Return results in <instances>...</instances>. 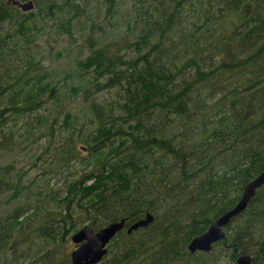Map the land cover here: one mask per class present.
Returning <instances> with one entry per match:
<instances>
[{
    "label": "trees",
    "instance_id": "obj_1",
    "mask_svg": "<svg viewBox=\"0 0 264 264\" xmlns=\"http://www.w3.org/2000/svg\"><path fill=\"white\" fill-rule=\"evenodd\" d=\"M4 1L0 151L13 152L35 128L43 135L45 124L52 133L57 122V115L37 114L60 102L58 80L39 58L42 37L51 46L49 39L72 35L79 23L87 53L74 61L78 85L69 95L88 99L113 89L115 99L89 100L85 168L13 210L11 223L0 226V253L21 246L16 238L27 226L15 221L24 213L23 219L45 218L31 229L39 258L71 264L55 247L71 233L120 218L126 227L149 212L153 220L129 234L118 231L97 264H229L240 254L264 264V184L209 251L186 250L264 170V0H102L104 17L123 15V33L118 19L108 29L95 21L101 8L92 0H31L28 12ZM22 175L13 163L0 165V204L34 197Z\"/></svg>",
    "mask_w": 264,
    "mask_h": 264
},
{
    "label": "rangeland",
    "instance_id": "obj_2",
    "mask_svg": "<svg viewBox=\"0 0 264 264\" xmlns=\"http://www.w3.org/2000/svg\"><path fill=\"white\" fill-rule=\"evenodd\" d=\"M122 1L123 0H114V2ZM92 4L101 8V14L98 16V19L95 20L96 22L102 23L105 29H108V26L114 24L118 19L119 31L121 33L124 32L126 28L122 23L123 15L121 17L119 13H116L112 16L108 15L104 17V4L102 0H92ZM124 7V5H119L117 8L121 12L124 11ZM80 21L86 25L88 24L85 18ZM79 26V23L74 25L72 35L70 36L63 34L58 38H54V40L49 39L51 46H46L41 43L44 37L38 41V43H40L39 58L43 57L41 63L44 64L51 76L55 80H58L56 85L60 88V102H58L57 105L48 103L47 107L44 110L41 109L37 114L41 117L47 116L48 119L53 116L56 117L57 115V122L52 128V133H49L50 131L47 130L48 126L45 124V128H41L43 135L35 128L29 138L25 142L19 143L13 152L6 153L5 151H0V165L13 163L16 171L18 169L21 170L23 173L21 177L22 183H29V188L33 191L32 195L34 196L27 200L25 196H20L9 202L3 199L0 204V226H3L7 221L11 223L9 218L16 207H25V204H33L38 199L42 198L47 191L44 190L47 189L45 187L53 183H56L53 184L54 187L57 185L60 186L63 178L71 179L76 177L82 169L85 168L84 161L88 151L84 148L86 147L84 135L90 130L89 119L92 117V114L88 111L89 100L95 99L98 102L104 103L105 101L115 99V91L113 89L109 91L101 90L88 99L82 98L78 93L76 96L69 95L71 87L78 85V72L76 73L74 71V61L77 56H84L87 53L85 43L83 42L87 30L83 31L81 36L78 30ZM111 27L113 28L112 30L115 31L117 26ZM80 51H82L81 55H79ZM69 72H73L72 76L64 78V75ZM71 146L75 147L73 152L68 151ZM63 149L68 151V155H63ZM60 155L64 157L66 163H57ZM54 168L55 171H53ZM40 187L42 193L36 196V191L40 189ZM24 217H26V213L18 216L15 221H22V226H27V228H24L21 232V234L24 235L21 236L19 231L21 237L19 236L16 238L21 246L13 251L5 249L3 253H0V264H49V261H51L50 258H39V255L42 254L43 251L38 249L40 241L36 236V232L31 231L33 227L39 224V221H44V216H34L31 220L23 219ZM52 219L51 215L47 218L48 224L51 222V227L56 228L58 223H54ZM27 233L33 236L29 239L23 237ZM10 242L11 241H8L5 248H7ZM29 243H31V249L26 250V244ZM55 247H58V257L66 255L69 259V252L74 247V244L70 242L68 237L63 246L56 245ZM54 263L57 264L56 261ZM144 263L143 261V264ZM229 264L235 263L229 262Z\"/></svg>",
    "mask_w": 264,
    "mask_h": 264
},
{
    "label": "water",
    "instance_id": "obj_3",
    "mask_svg": "<svg viewBox=\"0 0 264 264\" xmlns=\"http://www.w3.org/2000/svg\"><path fill=\"white\" fill-rule=\"evenodd\" d=\"M5 4L12 5L21 12H28L33 9L31 0H5ZM264 184V170L258 172L248 180L241 189L240 195L234 205L220 214L210 223L205 231L193 236L186 244V250L190 253L196 251H209L212 244L220 240L223 235V228L231 218L241 213L256 190ZM1 219V213H0ZM153 220L152 214L146 212L142 218H138L125 227V218H120L107 223L97 229H92L85 224L69 235V240L74 247L69 252L71 264H97L107 253V245L115 234L125 228L127 234L147 226ZM251 255L240 254L234 259L235 264H251Z\"/></svg>",
    "mask_w": 264,
    "mask_h": 264
},
{
    "label": "flooded vegetation",
    "instance_id": "obj_4",
    "mask_svg": "<svg viewBox=\"0 0 264 264\" xmlns=\"http://www.w3.org/2000/svg\"><path fill=\"white\" fill-rule=\"evenodd\" d=\"M235 257H237V256H235ZM235 259V258H234Z\"/></svg>",
    "mask_w": 264,
    "mask_h": 264
}]
</instances>
